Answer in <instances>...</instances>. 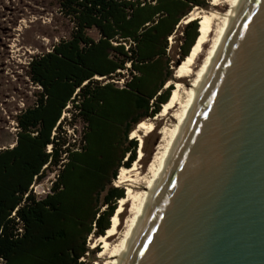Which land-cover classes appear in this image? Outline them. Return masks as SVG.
Here are the masks:
<instances>
[{"label": "trees", "instance_id": "1", "mask_svg": "<svg viewBox=\"0 0 264 264\" xmlns=\"http://www.w3.org/2000/svg\"><path fill=\"white\" fill-rule=\"evenodd\" d=\"M207 2L57 0L70 33L30 58L34 98L13 117L12 146L0 148V264H89L88 236L106 233L125 195L112 182L137 158L130 134L169 100L174 86L163 88L199 37L198 19L180 22ZM78 125L69 139L65 127ZM53 172L49 192L33 193Z\"/></svg>", "mask_w": 264, "mask_h": 264}, {"label": "water", "instance_id": "2", "mask_svg": "<svg viewBox=\"0 0 264 264\" xmlns=\"http://www.w3.org/2000/svg\"><path fill=\"white\" fill-rule=\"evenodd\" d=\"M126 264H264V0H244Z\"/></svg>", "mask_w": 264, "mask_h": 264}, {"label": "bare ground", "instance_id": "3", "mask_svg": "<svg viewBox=\"0 0 264 264\" xmlns=\"http://www.w3.org/2000/svg\"><path fill=\"white\" fill-rule=\"evenodd\" d=\"M244 0H212L214 10L192 12L185 22L199 20V37L188 56L176 68L175 76L186 79L188 84L180 80L174 82L169 100L162 105L156 120H163L160 130L162 135L156 151L144 172L136 161L131 167H122L116 183L125 189V195L119 201L111 225L104 235L98 237L93 247L99 243L101 250L98 257L101 264H126L132 245L140 233L152 206L153 197L158 193L160 181L164 176L175 146L182 138L185 125L191 118L199 94L204 89L213 70L219 53L233 26ZM226 6L221 12L216 7ZM224 9V8H223ZM212 35V37H210ZM209 43L204 51L205 44ZM154 124L142 121L132 131V138L139 137L142 144L143 136L152 133ZM142 131V135L140 132ZM143 155L139 150V158ZM129 203V216L121 227L120 215L124 206ZM95 264H100L96 261Z\"/></svg>", "mask_w": 264, "mask_h": 264}, {"label": "rangeland", "instance_id": "4", "mask_svg": "<svg viewBox=\"0 0 264 264\" xmlns=\"http://www.w3.org/2000/svg\"><path fill=\"white\" fill-rule=\"evenodd\" d=\"M207 1V7H194L181 20L179 30L186 24L185 19L192 12L200 9L201 11L214 10L215 7L211 4L212 0ZM216 8L223 12L226 6ZM70 30L71 24L59 13L57 0H0V148L12 146L16 132L13 117L19 109L29 105L33 101L35 88L31 85L25 73L30 58L33 55L48 52L52 48V45L60 38H67ZM179 30L177 34H180ZM91 35L96 36L94 32H91ZM175 36L168 39L169 45L171 46L169 55L174 62L179 59ZM208 46L209 43L205 44L204 51H206ZM176 68L177 66L174 67L173 79L167 82L163 89L170 84L174 86V82L179 80L184 84H188L186 79L176 78ZM115 83L122 85L124 79H120L119 82L116 81ZM64 116H68V114L65 113ZM156 116L144 120L152 122L154 124V130L152 133L143 136L142 144L138 141L136 163L141 172L146 170L162 137L160 130L164 126V121L156 120ZM65 129L69 139H73L76 136L78 137L77 131L80 130V126H77L75 132L67 126ZM140 134H143L142 131ZM130 138H132V134H130ZM135 139L139 140V137ZM142 145L145 146V157L143 158L141 156L139 158V150H142ZM55 173H48L44 180L34 183L32 186L33 193L39 197L45 196L51 181L54 179ZM118 175L112 182V185L122 188L125 194L124 187L116 183ZM119 201H117V207L119 206ZM128 209L129 203H126L124 212L119 217L121 227L124 225L125 219L129 216ZM97 239L98 236L95 234H91L87 238L88 248L95 251L90 252L88 256L84 257L83 261L86 263L95 264L96 261H99L101 264L102 262V259L98 257L101 244L98 243L96 247H93Z\"/></svg>", "mask_w": 264, "mask_h": 264}, {"label": "built area", "instance_id": "5", "mask_svg": "<svg viewBox=\"0 0 264 264\" xmlns=\"http://www.w3.org/2000/svg\"><path fill=\"white\" fill-rule=\"evenodd\" d=\"M171 41V40H170ZM123 81V80H122ZM117 82H119V81H117ZM48 192H49V188H48Z\"/></svg>", "mask_w": 264, "mask_h": 264}]
</instances>
